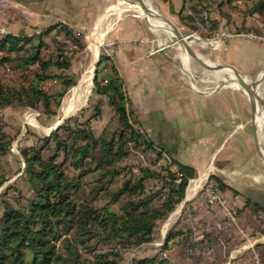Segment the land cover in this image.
<instances>
[{
  "label": "trees",
  "instance_id": "obj_1",
  "mask_svg": "<svg viewBox=\"0 0 264 264\" xmlns=\"http://www.w3.org/2000/svg\"><path fill=\"white\" fill-rule=\"evenodd\" d=\"M159 1L183 23L193 22L188 9L196 14L218 3L182 0L178 9L173 0ZM229 2L233 9L239 8L233 0ZM242 3L237 31L262 33L248 25L247 18L255 15L264 22V0ZM221 15L233 22L231 13ZM210 21L211 29L217 30L220 20ZM86 45L83 34L62 20L35 28L30 34L24 29L0 32V65L9 64L17 74L13 80L0 75V187L9 179L3 157L12 144L1 109L19 106L56 116L63 97L77 85L73 60ZM48 81L55 83V89H46ZM93 92L113 111L100 133L91 126V117L102 116L96 103L91 117H68L48 135H37V142L20 149L23 186L14 182L0 193V264H121L126 251L156 240L160 224L183 201L189 181L197 177L196 167L169 155L171 161L161 169L124 164L138 146L154 150L155 163L164 157L166 148L135 127L125 80L114 59L103 51ZM174 163L176 169H172ZM151 181L156 184L148 187ZM210 181L222 190L239 193L217 174L211 173ZM245 207L264 212L262 204L248 197ZM183 234L182 228L173 227L159 252L133 257L131 264H170L165 252L177 245V237Z\"/></svg>",
  "mask_w": 264,
  "mask_h": 264
},
{
  "label": "rangeland",
  "instance_id": "obj_2",
  "mask_svg": "<svg viewBox=\"0 0 264 264\" xmlns=\"http://www.w3.org/2000/svg\"><path fill=\"white\" fill-rule=\"evenodd\" d=\"M153 1L164 16L170 17L176 23L183 35L191 34V39L195 35L206 43L203 48L192 42V46L197 52L215 63L230 66V62L226 61V53H230V36L234 33H241L237 31V26L241 24L242 14L239 9L244 8L242 0H233L239 7L238 9L231 7L230 0H218V3L210 4L207 9L196 14L188 9L187 11L193 14L194 17L191 23L189 21L188 23L181 22L177 16L170 12L167 4L159 0ZM174 1L179 9L182 0ZM114 2L115 0H0V32L18 33L20 29H24L26 33L30 34L35 28H42L52 22L62 20L71 24L78 32L83 34L84 41L88 45L89 33L96 25L98 16L110 8L111 3ZM219 3L222 5L221 7H219ZM222 12L231 13L232 18L235 15L236 21L240 24L237 25L234 19L231 23L230 21L227 22L226 18L221 15ZM252 17L257 18V16ZM210 18L220 20V25L215 31L211 29ZM124 20H129L124 27L125 40L147 45V52L153 55L152 58L155 59L154 64H156L155 67L148 68L147 72L150 73L151 70L157 75L155 80L151 77L149 82L142 84L141 81V84H134L130 87V90L125 84L129 99V91L133 96L136 94L140 97L142 95L146 96L148 91L153 92V86L158 85L159 82L163 86L157 88V90L166 92V95L170 97V101H174L182 95L185 96L183 98H186L185 105L188 107H202L204 109L201 111L204 113L209 112L205 111L207 108H211L210 110H229L230 113V124L227 126V131L224 130L222 133L194 129V121L198 118L196 115H194V120H189L188 123L182 122L178 125L177 122L172 126L170 124L165 125L162 123L163 118H165L164 110L156 109L135 110V114L131 116L135 127L147 135H149V132L155 136L159 134L158 136L161 137L160 144H165L169 149L172 148L171 141L168 138L164 139V136L170 135L174 128L176 133H180L181 144L195 142L201 147H207V152H204V154H196L198 159L204 158L207 160L211 157V152L229 134L227 143H224L214 161L217 170L223 168L222 172L224 173L221 174L215 168H213L215 173H211L219 175L224 182L239 193L235 194L232 189L222 190L217 182H208L207 180L194 199L187 202V204H184L183 201L180 203L183 204L179 214L165 231L163 226L166 220L160 224L154 242L133 251H126L121 264H131L133 257L150 256L159 252L167 232L173 227L182 228L184 234L177 237L176 240L180 241L177 245H173L171 249L165 252L170 264H264V212L254 211L250 207L244 208L246 197L264 206V161L258 153L252 131V122L250 121L245 126L237 129L239 124L251 118L249 96L235 89L236 87H230L226 90L227 82H215L212 79L211 71L196 66L193 62L191 63V71H186L177 50L170 46L173 43L163 46L165 42H162L161 39H165L168 43L170 37L163 32L155 31L144 18L138 17L134 12L124 13L114 29L105 34L100 46V54L103 51L114 59V50L121 42L115 32L119 24L125 22ZM62 40L64 39L62 38ZM87 45L86 50L78 52L73 60L72 69L78 75V80L80 75L89 67L91 61ZM238 72L241 73L239 70ZM190 73L197 79L199 85L206 88L207 93H199L194 87H197V85L194 84L193 86L190 83L188 78L191 75ZM260 73L255 71L254 74L247 77L256 80L260 78ZM0 75L4 76L6 80L17 78V74L9 67V64L0 65ZM45 87L48 90H53L55 89V83L48 81L45 83ZM72 88L63 97L57 115L54 117H47L41 111L33 108L7 106L1 109V114L6 122L4 130L12 137V144L9 153L3 157L9 179L0 187V193L14 182L23 186L20 175L24 167V160L20 149L37 142V135L46 136L51 132L49 130L48 133H44L37 126L26 122L25 115L28 112L35 113L38 124L51 129L56 122L62 121V125L71 116L79 115L81 120L91 117L94 110L93 104L99 103L102 116L100 118L91 117V126L96 133H100L110 120L113 114L112 109L108 106L107 101L105 99L101 100V96L94 93L93 90L88 102L82 107L84 111L80 108L72 115L65 116L62 114V108ZM213 89H216L217 92L211 93ZM168 100H165L166 104ZM145 105L146 102L143 106ZM218 115L220 116V111ZM63 116L66 118H63ZM219 116L213 114L212 118L219 119ZM201 117L211 119L209 113ZM150 121L152 127L160 123V126L156 128L158 131L155 132V129L148 130L147 127ZM113 127L114 124L112 123L109 128L112 129ZM230 134L232 137H230ZM263 138V133H261L262 147H264ZM166 152H164V157L155 163L156 152L141 145L132 150L131 155L125 160L124 164L128 166L145 164L155 169H161L169 163ZM172 169H176V167L172 165ZM153 184L156 183L151 181L148 187L153 186ZM198 198L203 202L202 208L193 203ZM178 222L179 224L176 226ZM207 234L209 237L206 236Z\"/></svg>",
  "mask_w": 264,
  "mask_h": 264
},
{
  "label": "crops",
  "instance_id": "obj_3",
  "mask_svg": "<svg viewBox=\"0 0 264 264\" xmlns=\"http://www.w3.org/2000/svg\"><path fill=\"white\" fill-rule=\"evenodd\" d=\"M174 3L176 2L174 1ZM233 19L236 21L235 15L233 16ZM119 20L120 19H117V21L115 22L116 23L115 25H117ZM127 21L121 22L117 28V31L115 32V35L118 38H120L121 42L118 43V45L116 46L114 50L115 51L114 62L118 70L120 71L122 77L124 78L127 88L130 90V87L134 86V84H141V83L143 84V83L149 82V79L151 77L153 80H155L157 75L154 71H151V70H150V73L147 72L148 68H153L156 66V64H154L155 59L152 58L153 55L147 52V45H142L140 43H135L132 41L127 42L125 40L126 32L124 33V27L127 25L126 24ZM240 22L236 21V24L238 25L240 24ZM247 24L254 25L262 33L259 34V33L251 31V32H241V33L232 34L230 36V53L229 52L226 53V61L230 62V66H234L235 68H237V70H239L241 74L244 76L252 75L254 74L255 71L258 73L261 72L260 74L262 75L264 72V22L261 21L258 17L253 18L252 16H250L247 18ZM114 27L109 31H112ZM162 86L158 82V85L156 84L155 86H153L154 88L153 92L148 91L146 96L142 95V97L136 96L137 94L133 96V94H131V92L129 91L130 101H131L130 107L132 108V110L134 111L135 110H154V109L164 110L165 118H163L162 123L165 125L170 124V126H172L173 124L177 122L179 123L178 125H180L182 122L188 123L189 120H194V115L198 116V118L194 121L195 123L194 129H203L209 132L211 131V132L222 133L224 130L227 129V126H229L230 124L229 110H210L211 108H207V110L205 111H209L208 113L211 115L210 117L211 119L209 118L207 119V117H201L202 115L208 114V113H204L201 111L204 108L188 107L187 105H185L186 98H183L185 96H182V95L178 97L176 100L170 101V97L169 95L168 96L166 95V92H163V91L161 92L159 89L157 90V88H161ZM198 89L200 88L197 86L196 90ZM261 90H262V93L264 94V82L262 83ZM199 91L207 93V91H203L201 89ZM176 92L179 93L177 90ZM165 100H168L167 104ZM144 102H146L145 106H143ZM219 111H220V116L218 115ZM213 114L219 116V119L212 118ZM251 117H252V113H251ZM250 121H251V118L248 121L242 122L241 124H239L237 129H240V127L245 126ZM158 126H160V123L155 125V127H152L151 121H150L148 123L147 128L148 130L155 129V132H156L158 131V129L156 130ZM179 134L176 133V131L173 128L170 135L164 136V139L168 138L171 141L172 148L169 149L168 147H166L165 144H160L161 142H159V140L161 139V137L158 136L159 134H156L157 136H155L154 134H150L149 132V135L155 140V142L157 144L162 145L164 148H166L167 154L171 156L173 159L178 160L182 163L193 165L194 167H196L198 170V175L196 178L199 177L200 173L204 172V170L206 169H209L211 166L217 170V167H215L214 165V161H215V158L220 153L221 149L223 148L224 143L228 141L229 134H227V136L225 135L226 137L225 139L223 138L222 143L218 145V147H216L213 152H211V157L209 158V160L204 159V158L198 159L196 156L197 153L204 154V152H207L206 150L207 147L205 148L201 147L199 144H196L195 142L181 144L180 142L181 137L179 136ZM230 137H232L231 134H230ZM176 138L179 140H177ZM169 156L167 157L169 158V162H170L171 160ZM173 166L176 167V164L174 163ZM222 169H218L217 171H219L222 174L224 173L222 172ZM209 171L210 172H208V176L206 177V179L203 182H201V184L196 189L195 194L190 198L187 197V188L189 186L190 181L196 178H193L189 181L186 187L185 197L183 199V202L185 203L190 202L192 199H194V197L197 194H199L203 185L208 180L211 172H214L213 168L212 170H209ZM193 203H195L196 206L198 205L202 208L201 205L203 202L202 200H200V198H198L197 200H194ZM182 204H180L181 206L178 205L177 208L182 207Z\"/></svg>",
  "mask_w": 264,
  "mask_h": 264
},
{
  "label": "bare ground",
  "instance_id": "obj_4",
  "mask_svg": "<svg viewBox=\"0 0 264 264\" xmlns=\"http://www.w3.org/2000/svg\"><path fill=\"white\" fill-rule=\"evenodd\" d=\"M146 9V12H144ZM126 12H134L138 17L144 18L147 23L155 30L159 32L165 33L167 36L170 38L172 37H184L183 39L185 41H188V37L184 36L180 31L179 32H173L171 30V27L167 25L164 20L162 19L160 15V11L158 10L156 4L152 0H115L114 3H111L110 8L106 9L102 14L98 16L96 25L92 28L91 32L89 33V46L92 54V58L96 59L98 55L99 48L101 46L102 40L105 36V34L111 30L114 25L116 24L115 22L117 19H120L121 16L126 13ZM145 21V22H146ZM104 24H107L105 27L103 26ZM149 27V26H148ZM156 33V32H155ZM162 42H165V39H161ZM193 42H195L197 45L201 47H205L206 43L203 42L200 37L197 36H192ZM168 42V41H167ZM163 45V44H162ZM160 46V45H159ZM173 48L177 50L178 56L186 69V71H191V63H195L196 66H201V64L195 60L187 51L186 48L180 47L176 44L170 45ZM204 59L208 62L210 65V71H211V76L212 79L215 82H227V83H232L235 85V89L242 91L246 95L249 96V100L251 102V122H252V128L253 132L255 134V138L257 141V145L259 150L262 149L261 145V140H260V134L263 133L264 136V117L262 112L260 111V108L258 105L255 103V101L252 99V96L254 95V91L252 87L250 86H239L237 81L243 79V80H249L247 76H244L240 73V75H236L233 73V69L231 68H222L220 67V64L213 62L212 60H209L207 57H204ZM202 67V66H201ZM188 72V73H189ZM92 74H93V69L92 65H90L87 69L86 72L83 76L82 82H86L87 84V89L90 88L91 86V79H92ZM191 74V73H190ZM190 83L194 86L197 85L201 90L207 91L206 88L202 85H199L197 82V79L191 74L188 76ZM209 81V80H208ZM264 82V81H263ZM196 89L197 87L194 86ZM199 91V90H197ZM88 91H84V88L82 86L79 87H74L70 91L67 100L64 103V106L62 108L63 113L65 116H69L75 113L76 110L79 109V107L84 104L86 100V93ZM202 92V91H199ZM206 93V92H202ZM86 94V95H85ZM25 121L37 126L41 131L44 133H48L50 128L41 126L38 124L36 118H35V113L32 111L28 112L25 115ZM54 126V125H53ZM264 142V138H263ZM214 167H210L209 169L204 170V172L200 173L199 177L196 179H193L190 181L189 186L187 188V197L190 198L192 197L198 186L203 182L206 177L208 176L209 170H212ZM181 206V205H180ZM180 208L178 207L172 214L171 216L166 220L164 224L163 230L167 229V227L174 221L176 216L180 212Z\"/></svg>",
  "mask_w": 264,
  "mask_h": 264
},
{
  "label": "water",
  "instance_id": "obj_5",
  "mask_svg": "<svg viewBox=\"0 0 264 264\" xmlns=\"http://www.w3.org/2000/svg\"><path fill=\"white\" fill-rule=\"evenodd\" d=\"M153 1V0H152ZM144 12H146V14H147V11H146V9H145V11ZM160 15H161V17H162V19L164 20V22L167 24V25H169L170 27H171V30L173 31V32H179L180 31V29L178 28V26L176 25V23L170 18V17H168V16H164L161 12H160ZM184 36H187L188 37V41H185L183 38L184 37H172V38H170V42H168V43H165L163 46H167V45H170L171 43H173V44H176V45H178V46H180V47H183V48H186L187 49V51L189 52V54L195 59V60H197L200 64H201V66L205 69V70H207V71H210V65L208 64V62L204 59V57H203V55L201 54V53H199V52H197L196 50H195V48L192 46V42H193V40L191 39V34H188V35H184ZM87 49H88V51H89V53H90V56H91V61H90V64H89V66L90 65H92V69H93V74H92V79H91V86H90V88L89 89H87L86 87H87V84H86V82H84V83H81L82 82V79H83V76H84V74H85V72H86V70L80 75V77H79V80H78V82H77V85H76V87H79V86H82L83 88H84V91H85V89H86V91H88L85 95H86V100H85V102H84V104H82L80 107H79V109L80 108H82L87 102H88V99H89V96L91 95V92H92V90H93V87H94V80H95V78H96V70H97V65H98V63H99V59H100V48H99V51H98V55H97V58L96 59H93L92 58V54H91V50H90V46H89V44L87 45ZM220 67H222V68H224V67H226V68H231V69H233V73L234 74H236V75H240V73L238 72V70L234 67V66H225V65H223V64H220ZM263 81H264V72H263V74L260 76V78L259 79H249V80H243V79H241V80H239V81H237V83H238V85L239 86H250V87H252V89H253V91H254V95L252 96V99L255 101V103L258 105V107L260 108V111L262 112V114H263V117H264V94L262 93V90H261V87H262V83H263ZM230 87H235V85H233L232 83H227V85L225 86V89L227 90V89H229ZM215 92H217V90L216 89H213L212 91H211V93H215ZM222 92V91H221ZM78 109V110H79ZM77 111V110H76ZM75 111V112H76ZM63 118H66V117H64L63 116ZM61 123H62V121H58V122H56V124L51 128V129H56V128H58L60 125H61ZM50 129V131H52ZM255 140H256V138H255ZM256 144H257V141H256ZM257 148H258V145H257ZM258 153H259V156H260V158L264 161V147L262 148V149H260L259 150V148H258ZM176 209V208H175ZM175 211V210H174ZM173 211V212H174ZM172 212V213H173ZM171 213V214H172ZM171 214L168 216V218L171 216ZM167 218V219H168ZM166 219V220H167Z\"/></svg>",
  "mask_w": 264,
  "mask_h": 264
}]
</instances>
